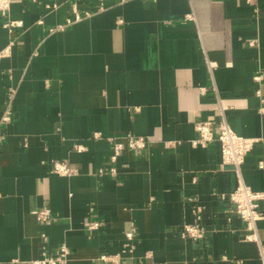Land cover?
Instances as JSON below:
<instances>
[{
    "label": "crops",
    "instance_id": "obj_1",
    "mask_svg": "<svg viewBox=\"0 0 264 264\" xmlns=\"http://www.w3.org/2000/svg\"><path fill=\"white\" fill-rule=\"evenodd\" d=\"M263 106L264 0H14L0 16V264L61 245L68 264H264V218L248 240L231 200L241 180L264 191ZM224 120L261 139L240 169L219 141L194 143L199 122ZM129 134L148 148L112 161L110 138ZM197 223L203 238L183 236Z\"/></svg>",
    "mask_w": 264,
    "mask_h": 264
},
{
    "label": "built area",
    "instance_id": "obj_2",
    "mask_svg": "<svg viewBox=\"0 0 264 264\" xmlns=\"http://www.w3.org/2000/svg\"><path fill=\"white\" fill-rule=\"evenodd\" d=\"M14 0H0V16L6 17L11 9ZM127 1V0H122ZM89 15V13H87ZM83 15L74 8L72 15L67 19L66 24L60 25L59 28H64L66 25L75 21H79ZM19 22L9 21L7 26L19 25ZM261 76L257 75L256 80H260ZM13 96H10V102L3 114V123H8L12 120L13 109L11 100ZM264 111V106L261 108ZM199 131V138L194 141L196 144H203L206 141H219L222 151V162L224 165H233L237 169L244 163L246 156L252 150L256 142L261 139L250 138L238 135L235 133L228 122L224 120L219 125V130L214 132L208 122H199L197 124ZM3 131L0 129V143L3 141ZM111 140V160L117 161L118 157L125 148L132 150H142L148 148L151 139L146 136L127 135L124 139L110 138ZM78 150H83L82 145H77ZM54 172L60 175H71L77 173V169L70 167L66 163L56 162L54 164ZM111 171L114 173L115 168ZM231 200L234 202V211L239 215L246 223L247 230L250 231L247 234L248 240H258L257 235V223L264 218V211L261 210V204L264 203V191H255L249 187L243 180H241L239 187L231 194ZM50 209L43 208L35 211L38 218L47 222L50 217ZM98 227V222L92 223L90 229L94 230ZM135 227H132L127 233L128 239H133L135 235ZM206 230L204 227L197 224H186L182 230V234L185 237L192 239H201L204 237ZM260 242V255L264 261V243ZM70 256V250L66 245H61L57 251L53 254L44 253V255L36 260H33L31 264H68ZM101 260L103 262H113L117 259L111 255H102Z\"/></svg>",
    "mask_w": 264,
    "mask_h": 264
}]
</instances>
